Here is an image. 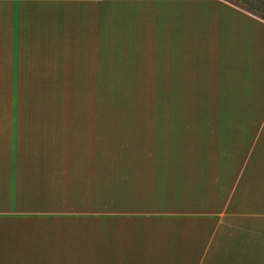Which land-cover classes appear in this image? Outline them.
<instances>
[{
  "label": "crops",
  "instance_id": "0c3cea01",
  "mask_svg": "<svg viewBox=\"0 0 264 264\" xmlns=\"http://www.w3.org/2000/svg\"><path fill=\"white\" fill-rule=\"evenodd\" d=\"M45 49H168L169 94L172 86L173 101L181 100L184 109L27 108L32 86L40 89L42 84ZM170 49H176L173 67ZM184 118L200 119L202 129L215 128L221 135H231L230 140L247 135V141H239L247 144L246 149H264V0H0V264H129L173 254L165 244L157 245V254L155 250L140 256L143 252L134 249L139 237H156V233L151 236L154 228L166 229L168 235L178 225L140 223L138 217L160 212L137 207L104 211L101 203H106L100 200L112 196L105 185L111 173L115 176L110 182L117 179L120 184L114 198L122 203L141 197L128 202L131 206L156 198L155 169L167 166L164 161L169 159L160 155L159 147H154L159 153L153 151V135L160 139L165 135L153 131L183 128ZM112 127L134 130L129 136L134 141L126 147L130 149L118 157L107 148L96 151L95 144H87L84 132ZM205 142L198 146L214 147L212 141ZM195 156L192 152L197 163L201 159ZM111 165L118 166L117 172L114 168L107 172ZM96 215H121L131 221L100 225L89 218ZM96 224L103 229L98 235ZM193 224L198 226H184L189 243L176 251L183 253L180 262L204 260L200 253L206 250L207 238L201 233L205 228ZM35 227H39L38 247L30 237L15 245L16 228ZM48 229L54 231L49 240L51 246H58L55 251H61L62 231L68 230L73 240L75 235L86 239L80 250L86 253L47 255L41 240Z\"/></svg>",
  "mask_w": 264,
  "mask_h": 264
},
{
  "label": "rangeland",
  "instance_id": "374dc122",
  "mask_svg": "<svg viewBox=\"0 0 264 264\" xmlns=\"http://www.w3.org/2000/svg\"><path fill=\"white\" fill-rule=\"evenodd\" d=\"M170 51V64L173 67L176 49ZM45 53V66L40 67L42 84L40 89L38 85L32 86L30 102L26 103L27 108L94 112L184 109L181 100L173 101L176 93L173 92L172 86L169 94L166 81L168 49H45ZM186 108L190 109L189 103ZM110 120L117 119L112 117ZM183 120L187 123L183 128L153 131L155 135L165 134L161 139L160 136L156 138L153 135L155 138L151 145L153 151L159 153L158 149L162 150L160 155L169 159L164 161L167 162V166H157L155 169L157 170L156 185H158L154 191L156 198L130 206L128 202L139 201L141 197L129 198L126 204L122 203L121 199L114 198L118 196L117 187L120 184L117 179L110 182V176L111 180L115 176L113 173L105 184L112 191V196L100 200L106 203V205L101 203L104 211H121L133 207L149 211L157 210L160 212L159 215L141 216L137 221L140 223L147 222L143 220L157 221L159 224L169 222L179 226L170 230L168 235L166 229L160 228L155 231L154 228L151 236L156 233V237L153 240H149L147 236L139 237L134 249V252L137 250L143 252L140 256L155 250L154 254H157V249L160 247L157 245L165 244L169 245L173 254L168 257L160 254L155 257L159 258V261L129 264H264V149H246L247 144L239 141L242 138V141H247V135L242 138L240 135H234L230 140L231 135H221L215 128L202 129L200 119L184 118ZM131 129L91 128L84 132L88 137L87 144H95L96 151L107 148L109 152L111 150L115 152L113 157H118L124 150L130 149L126 147L134 141L129 140V136L134 132ZM205 140L212 141L214 147L210 145L209 148L204 149L199 147L198 145L204 147L207 144ZM194 146L197 149L191 150L190 148ZM218 147H223V151H220L221 148L217 149ZM192 152L196 154L197 159H201L197 163L191 158ZM94 168L96 172L99 170L97 167ZM106 168L110 174L113 172L111 168L117 172L118 166L111 165ZM260 184L263 187L258 193ZM131 190L124 192H132ZM133 192L136 190L133 189ZM135 194L139 196V193ZM95 202L94 205L98 208L99 199H95ZM68 204L71 205L70 202ZM63 218L68 217L63 216ZM89 218L100 225L119 220L131 221L121 215H96ZM193 223L205 228L201 233L207 238L206 250H201L200 253L204 260L201 263L180 262L184 259L183 253L176 251L178 248H186L189 243V239L184 236L189 231L184 230V226H198ZM98 224L95 227V235L103 230ZM123 229L125 228H121L122 232ZM36 230H39V227L16 228L15 245L22 244L30 237L32 242L37 240L38 247ZM52 232L54 231L49 229L43 230L44 239L41 240V249L47 250V255L51 252L64 256L86 253L80 251L85 248L86 244L83 240L86 239L75 235V241L68 230L62 231L65 235L61 251L58 252V249L55 251L58 246H51L49 240ZM141 232L146 233V229H142ZM131 237H134L133 234ZM72 243H76V246ZM46 264L97 263L52 261Z\"/></svg>",
  "mask_w": 264,
  "mask_h": 264
}]
</instances>
